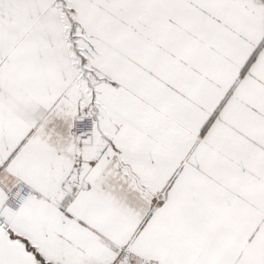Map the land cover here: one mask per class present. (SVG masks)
Here are the masks:
<instances>
[{"label":"snow or ice","instance_id":"6c2138e0","mask_svg":"<svg viewBox=\"0 0 264 264\" xmlns=\"http://www.w3.org/2000/svg\"><path fill=\"white\" fill-rule=\"evenodd\" d=\"M0 264H264V0H0Z\"/></svg>","mask_w":264,"mask_h":264}]
</instances>
